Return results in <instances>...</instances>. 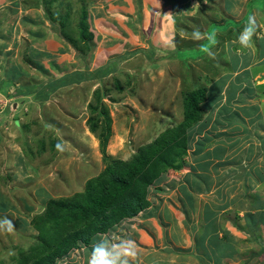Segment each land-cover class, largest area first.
I'll return each instance as SVG.
<instances>
[{"label": "rangeland", "instance_id": "obj_1", "mask_svg": "<svg viewBox=\"0 0 264 264\" xmlns=\"http://www.w3.org/2000/svg\"><path fill=\"white\" fill-rule=\"evenodd\" d=\"M165 1L0 0V81L13 82L10 95L0 91V218L14 224L11 233L0 231V264L18 254V245L32 243L37 230L30 218L49 198L86 190V180L106 163L133 158L182 122L186 93L195 87L207 90V122L189 127L192 143L234 115L264 147V0H190L172 20L165 19L171 7ZM253 15L256 35L244 48L238 37ZM194 29L202 39H193ZM100 67L96 78L64 83L44 102L33 93L17 95ZM16 113L23 128L14 124ZM92 114L109 131L106 162L87 123ZM154 182L156 199L167 186ZM132 218L114 225L120 229L112 227L109 239L137 231ZM78 242L52 264H87L92 248Z\"/></svg>", "mask_w": 264, "mask_h": 264}, {"label": "crops", "instance_id": "obj_2", "mask_svg": "<svg viewBox=\"0 0 264 264\" xmlns=\"http://www.w3.org/2000/svg\"><path fill=\"white\" fill-rule=\"evenodd\" d=\"M188 1L166 0L165 19ZM235 118L224 128L203 129L193 143L189 136L183 165L154 182L167 186L162 197L155 199L151 185L150 206L135 216L137 231L126 233L138 244V264H264V147L255 140L261 136Z\"/></svg>", "mask_w": 264, "mask_h": 264}, {"label": "trees", "instance_id": "obj_3", "mask_svg": "<svg viewBox=\"0 0 264 264\" xmlns=\"http://www.w3.org/2000/svg\"><path fill=\"white\" fill-rule=\"evenodd\" d=\"M68 16L69 14H66L62 19ZM220 29H223L222 26ZM102 70L104 67L81 74L73 73L59 83H51L38 90L18 91L17 95L33 93L34 98L44 102L50 91L58 86L96 78ZM12 84L11 80L0 81L1 93L10 95L9 89ZM99 92H96L98 95L96 94L97 97L94 96L93 99L96 103L101 101ZM206 92V88L200 86L188 91L186 113L182 122L175 128L167 129L156 140L143 145L133 158L106 163L98 174L86 180V190L73 196L49 198L45 210L30 218L29 224L37 230L36 235L32 237V243L26 249L18 245V254L13 256L8 264H52L57 258L78 246L79 240L88 245L96 234L108 232L122 219L132 218L149 207L151 204L148 199L149 186L166 170L180 168L181 160L188 150L187 130L206 116V109L203 106L208 100ZM99 105L107 111L105 105L102 103ZM102 119L99 115L92 114L87 123L90 131L98 135L99 148L106 162L109 131L103 130L105 119ZM206 120L207 118L202 124L207 122ZM18 123L22 128L25 126L16 113L14 124ZM24 150L26 155L31 156L32 149L24 147ZM25 224H28L27 221Z\"/></svg>", "mask_w": 264, "mask_h": 264}, {"label": "clouds", "instance_id": "obj_4", "mask_svg": "<svg viewBox=\"0 0 264 264\" xmlns=\"http://www.w3.org/2000/svg\"><path fill=\"white\" fill-rule=\"evenodd\" d=\"M256 17L250 16L247 24L241 31L238 39L239 43L244 48L252 46L253 37L257 31ZM193 39L199 40L203 38V34L199 29H194L192 33ZM209 39L213 37L209 36ZM61 149L60 145H57ZM0 231L11 233L14 229L13 221L7 217L0 218ZM139 249L136 240L128 237L120 239H109L101 234L92 245L91 254L88 259V264H138Z\"/></svg>", "mask_w": 264, "mask_h": 264}]
</instances>
